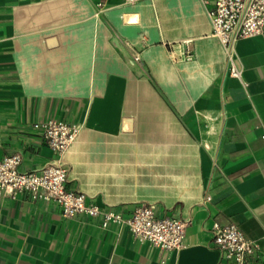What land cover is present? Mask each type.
Listing matches in <instances>:
<instances>
[{"label": "crops", "instance_id": "1", "mask_svg": "<svg viewBox=\"0 0 264 264\" xmlns=\"http://www.w3.org/2000/svg\"><path fill=\"white\" fill-rule=\"evenodd\" d=\"M234 61L241 77L203 0H0V158L37 170L58 154L34 123H78L60 158L70 188L189 222L165 253L127 225L0 189V264H230L215 222L237 223L264 264V33Z\"/></svg>", "mask_w": 264, "mask_h": 264}, {"label": "built area", "instance_id": "2", "mask_svg": "<svg viewBox=\"0 0 264 264\" xmlns=\"http://www.w3.org/2000/svg\"><path fill=\"white\" fill-rule=\"evenodd\" d=\"M135 3L140 0H125ZM208 6L213 33L219 37L231 64V74L241 77V70L234 61L236 43L246 37L264 33V0H203ZM185 58L192 59L191 40L186 42ZM135 60L141 56L137 52ZM45 142L50 145L58 158L43 167L23 171L19 168L23 157L16 153L0 158V189L30 192L35 198L60 204L66 216L84 213L101 218V226L108 227L114 222L129 226L133 235L141 242H148L161 252L176 251L184 246L188 221L176 215L160 217L153 203H139L130 214L114 209H105L89 202V196L82 190L69 187V169L60 162L61 155L75 141L80 125L57 119L37 121ZM213 240L230 264H255L250 256L260 244L249 238L235 223L215 222Z\"/></svg>", "mask_w": 264, "mask_h": 264}]
</instances>
